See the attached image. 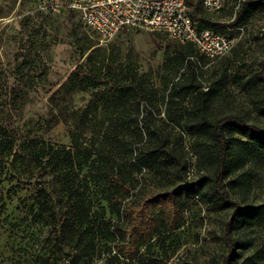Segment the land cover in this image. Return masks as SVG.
I'll list each match as a JSON object with an SVG mask.
<instances>
[{"label":"rangeland","instance_id":"374dc122","mask_svg":"<svg viewBox=\"0 0 264 264\" xmlns=\"http://www.w3.org/2000/svg\"><path fill=\"white\" fill-rule=\"evenodd\" d=\"M187 1L191 11L210 17L215 29L237 37L231 51L213 59L161 30L130 28L102 38L68 8V0H0L1 123L21 126L25 134L54 144L70 145L68 124L57 120V108L85 106L90 91L62 99H52V94L75 68L83 67L104 80L143 82L146 93L141 102L147 109L140 119L169 132L178 148L174 161L178 170L186 165V171L177 172L183 181L166 184L143 169L139 182L129 184L125 204L130 208L144 205L140 213H133L144 218L145 228L150 230L152 222L163 226L160 234L141 246L139 261L127 258L126 264H222L230 253L224 231L234 209L220 206L208 191L216 173L217 142L208 132L187 128L199 91L207 92L205 116L209 120L238 115L264 128V0H227L217 12L207 10L201 0ZM176 84L177 96L168 102V92ZM195 84L199 89L192 91ZM224 133L236 146L239 139H247L235 124H228ZM203 175L208 176V183L200 193L186 195L178 189L181 183ZM224 183L244 207L259 206L264 211V151L231 169ZM173 191L177 192L175 202L169 199ZM19 195L8 212L20 228H0V264H87L78 255L69 257L72 262L65 261L60 245L54 246L55 239L48 238L47 226L22 220L25 213L17 208ZM125 226L130 228L132 222L126 221ZM231 237L238 246L230 264H264V213L235 225ZM94 264H105V258ZM111 264L123 262L118 259Z\"/></svg>","mask_w":264,"mask_h":264},{"label":"trees","instance_id":"16d2710c","mask_svg":"<svg viewBox=\"0 0 264 264\" xmlns=\"http://www.w3.org/2000/svg\"><path fill=\"white\" fill-rule=\"evenodd\" d=\"M191 14L201 26H212L210 17H200L195 11ZM181 44L198 50L193 43ZM178 87L176 84L168 92V102L175 99ZM198 89V85L192 86V91ZM81 91H90L85 106H59L55 114L57 120L68 124L70 145L54 144L25 134L21 126L11 128L0 122V228L19 231L8 208L14 196L26 190L18 197L17 208L25 213L22 220L37 227L47 226L48 238L55 239L54 246L60 245L65 261L72 262L69 257L74 259L75 255L87 264L99 258H105V264L118 259L126 264L127 258L139 261L141 246L160 234L163 225L152 222L149 230L143 225L144 218L134 215L144 205L130 208L125 204L129 184L139 182L138 173L143 169L153 172L154 179L177 184L183 181L177 172L186 171V165L177 169L174 160L178 148L172 144L171 134L146 118L144 122L140 119L147 109L141 102L146 93L143 82L104 80L93 69L77 67L54 91L52 99L72 98ZM206 94L205 90L199 91L200 99L192 112L195 118L190 119L187 128L194 133L208 132L217 142L216 173L210 178L208 191L220 206L234 209L224 231L230 253L222 264H230L238 246L231 237L233 227L249 223L264 211L259 206L244 207L231 197L224 179L248 156L264 151V128L238 115L209 120L205 116ZM228 124L239 126L247 137L239 139V146L224 133ZM207 183L208 176L203 175L181 183L178 189L186 195L198 194ZM176 197V191L169 195L174 202ZM126 221L132 222L130 228L125 226Z\"/></svg>","mask_w":264,"mask_h":264},{"label":"built area","instance_id":"2783aa9c","mask_svg":"<svg viewBox=\"0 0 264 264\" xmlns=\"http://www.w3.org/2000/svg\"><path fill=\"white\" fill-rule=\"evenodd\" d=\"M201 1L207 10L216 12L227 2ZM67 6L102 38L130 28L161 30L175 42L193 43L201 54L213 59L227 54L237 41L235 35L201 26L187 0H68Z\"/></svg>","mask_w":264,"mask_h":264}]
</instances>
